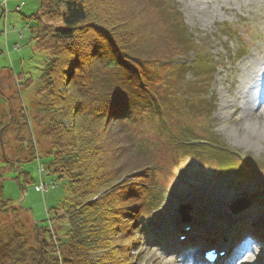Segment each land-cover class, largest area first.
Listing matches in <instances>:
<instances>
[{
	"label": "trees",
	"instance_id": "1",
	"mask_svg": "<svg viewBox=\"0 0 264 264\" xmlns=\"http://www.w3.org/2000/svg\"><path fill=\"white\" fill-rule=\"evenodd\" d=\"M33 18L42 23L34 31V46L47 53L39 91L51 112L40 131L50 144L45 165L49 174L66 180L76 201L46 225L34 223L31 241L13 226H3L6 215L22 208L4 197L0 169V264H135L136 233L147 229L141 222L144 202L151 204L154 197L149 182L153 156L137 139L135 125L145 118L157 121L159 138L170 135L178 147L179 134L167 124L168 106L166 110L161 94L175 86V111L183 106L192 114L202 109L211 119L215 99L198 95L193 106L188 102L194 96L185 90L206 87L216 66L206 60L205 41L190 31L177 0H41V13ZM191 52L195 59L190 65H174ZM184 68L194 70L191 79ZM32 81L26 79L24 87ZM12 116L19 128L29 126L24 111H19L23 123L14 111ZM184 118L180 115L179 122ZM8 130V125L0 129V151L7 163ZM34 134L31 144L37 143ZM29 147L26 161L38 154ZM29 178L24 172L25 182ZM16 179L24 190L21 176ZM97 254L101 256L94 259Z\"/></svg>",
	"mask_w": 264,
	"mask_h": 264
},
{
	"label": "rangeland",
	"instance_id": "2",
	"mask_svg": "<svg viewBox=\"0 0 264 264\" xmlns=\"http://www.w3.org/2000/svg\"><path fill=\"white\" fill-rule=\"evenodd\" d=\"M193 1L177 0L190 31L197 38L204 39L208 49L206 60L216 66V72L206 87H190L185 91L194 96V100L188 102L193 106L198 95L205 100L213 97L215 111L211 119L201 112L202 109L192 114L190 108L183 106L181 112L175 111L172 104L177 102L173 95L177 88L169 86L161 95L166 110L168 106L167 124L173 133L179 134V146H175L170 135L159 138L155 128L157 121L145 118L136 123L137 139L142 138L154 160L149 181L153 184L150 193L154 197L151 204L147 199L144 202L146 214L141 222L147 229L136 233L138 241L132 246V253L139 260L135 264H183L179 263L180 256L177 257L174 248L167 250L168 240L160 245L151 243L155 234L173 239L175 231L181 229L184 233V225L176 224L180 220L178 216H181L177 208L182 204L191 206V219L192 215L198 217L193 221L198 224L194 227V236L200 240V247H215L224 239H230L232 235L228 231L237 225H252L255 230L250 234L253 240H264V229L261 231L254 224L256 218H262L264 223V140L254 147H247L232 139L234 125L239 124L237 118L243 108L240 105L227 109L221 103L225 98L231 100L236 94L243 69L254 71L261 67L259 62L252 63L251 59L259 60L264 56V0L213 1L210 4L213 13L206 17L199 15ZM2 3L6 6H0V129L4 125L9 126L4 135V146L11 162L16 164V171L11 162L7 163L2 158L1 151L0 169L4 173V197L11 199L18 209L22 208L6 215L2 222L4 227L13 226L32 241L34 223L46 225L49 218L54 220L58 214L62 215L76 198L66 188V180L48 171L42 176L43 180L47 183L54 181L55 186L44 193L37 190L41 183L39 160L43 164L48 162L46 150L50 147L48 141L41 139L40 131L51 118L50 110L43 106L47 105V100L39 94L44 86L42 75L47 53L37 49L32 40L34 31L42 24L33 18L41 13V0H0ZM19 5L21 9L17 11ZM202 5L207 8L204 0ZM194 59L195 54L191 52L187 57L174 61V65H190ZM182 71H186L185 68ZM192 72V69L186 71L190 79ZM18 78H21L20 81ZM28 78L33 79L32 85L24 87ZM199 89L206 90L207 94ZM185 107L192 114L190 118L186 116ZM12 111L19 123L29 120V126L19 128L13 123ZM19 111L25 112L24 119L20 118ZM174 111L177 115L172 117ZM180 115L185 117L182 123L179 122ZM69 123L67 120L66 124ZM33 132L36 144L29 142ZM183 132L190 133V140L193 141L188 142ZM30 145L38 150L39 160L37 156L35 160L26 161ZM24 172L30 174L28 182L24 180ZM18 175L22 183L25 182L24 190L16 179ZM235 199H240L239 204L243 206L248 202L241 216L232 214L230 206L236 202ZM205 217L209 220L205 221ZM216 230L220 232H212ZM148 231L151 233L148 234ZM169 232L172 234H167ZM236 245L234 248L239 250L231 264H235L244 252L240 244ZM97 255L94 259L101 256ZM241 261L244 263L245 260ZM248 264H264V250L255 254Z\"/></svg>",
	"mask_w": 264,
	"mask_h": 264
},
{
	"label": "bare ground",
	"instance_id": "3",
	"mask_svg": "<svg viewBox=\"0 0 264 264\" xmlns=\"http://www.w3.org/2000/svg\"><path fill=\"white\" fill-rule=\"evenodd\" d=\"M213 1L217 0H204L207 8L203 7L202 0H195V2L193 1V4L195 7H198L200 12L199 15L201 17H206L208 14L213 13V10H211L212 7L210 5ZM251 62H259L261 64L260 69L254 71L243 69L242 76L239 79V86L236 89V94L233 95L231 100L225 98L221 102L222 106L227 109L242 105L243 111L237 118L239 124L237 126L234 125L235 132L234 134H231V137L235 141L247 147H254L259 142L264 140V56L259 60L251 59ZM243 211H245V209L239 206L237 209L233 208L234 215L241 216ZM259 219L262 220V218ZM261 220L256 218L254 224L257 225L262 231V228L264 229V223H262ZM254 231L255 230L252 229V225H247V237L253 238L250 234ZM252 242L255 241L252 240ZM236 243H238L237 240ZM261 243L263 244L264 240H257V243L255 242L253 245H248L247 239L240 240L236 246L240 244V246L244 249V252L235 264H242L243 262L241 260H245L244 263L246 264L251 263V260L254 258L255 254L257 255V253L262 250L260 249L262 246H259ZM199 245L200 244H197L196 246ZM198 248H196L187 258H185V255H178L177 257L180 256L179 258L181 260L179 263L190 264L195 259H198L200 254H202L201 250L204 247L201 246V248Z\"/></svg>",
	"mask_w": 264,
	"mask_h": 264
},
{
	"label": "built area",
	"instance_id": "4",
	"mask_svg": "<svg viewBox=\"0 0 264 264\" xmlns=\"http://www.w3.org/2000/svg\"><path fill=\"white\" fill-rule=\"evenodd\" d=\"M0 6H6V3H2V4H0ZM16 9H17V11H20L21 6L19 5ZM5 11L7 12V8L6 7H5ZM4 33L6 35V31ZM17 47L18 46H16V48ZM37 153H38V150H36V154ZM37 156H38V160H39V155L37 154ZM46 172H47L46 165L43 164L41 162V160H39V173H40V176H41V183L38 185L37 190H39V191H41L43 193L46 192V191H48L51 187H54L55 186V182L54 181H52L51 183H47V182H45L43 180V177L42 176L44 174H46Z\"/></svg>",
	"mask_w": 264,
	"mask_h": 264
},
{
	"label": "water",
	"instance_id": "5",
	"mask_svg": "<svg viewBox=\"0 0 264 264\" xmlns=\"http://www.w3.org/2000/svg\"><path fill=\"white\" fill-rule=\"evenodd\" d=\"M239 202H240V199L236 200V202L232 205V208L237 209L238 206L241 207V208L245 207V206H242L241 204H239ZM245 205L246 206L248 205L247 201H246ZM181 209H182V212L184 214V217L189 220V218H190L189 217V212H190L191 207L190 206H182Z\"/></svg>",
	"mask_w": 264,
	"mask_h": 264
}]
</instances>
